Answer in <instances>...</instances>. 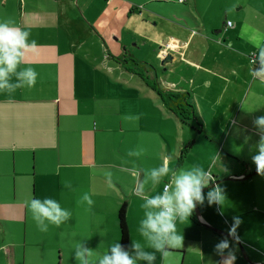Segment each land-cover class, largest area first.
<instances>
[{"label":"crops","instance_id":"0c3cea01","mask_svg":"<svg viewBox=\"0 0 264 264\" xmlns=\"http://www.w3.org/2000/svg\"><path fill=\"white\" fill-rule=\"evenodd\" d=\"M79 1L0 0V19L29 30L28 41L38 46L35 55L9 74L8 82L21 83L17 74L29 67L39 74L33 87L25 83L11 94L0 93V234H11L12 224L27 222V202L38 199L39 192L41 201L51 198L64 209L70 202L75 209L82 183L74 179L83 174L89 177L92 203L84 199L83 204L94 222L92 234L113 238L111 245L101 236L92 241V264L120 244L118 210L123 203L130 258L138 242L143 251L155 252L153 264H219L223 257L216 246L225 238L207 226L228 233L239 217L238 239H229L224 257L231 251L235 264H263L264 175L226 179L257 171L252 157L264 134V126L255 124L264 116V72L254 70L249 57L264 48V0H185L189 6L180 12L184 20L132 5L115 12L122 21L120 33L104 17L91 23ZM128 37L131 44L124 42ZM167 53L174 59L163 67ZM130 54L156 69L163 89L188 95L200 127H183L156 92L126 71L118 59ZM145 98L157 103L158 111L161 106L168 111L163 121L158 113L149 128L140 106ZM148 134L159 145L156 168L168 160L169 172L159 183L152 180L153 168H145L148 160L133 151L149 140ZM128 143L131 149H123ZM196 167L211 172L209 186L222 181L226 205H210L206 196L211 189L203 191L200 218L194 209L195 217L177 224L184 246L156 252L140 231L146 213L154 211L145 202L162 194L174 172ZM74 209L69 210L71 217ZM16 247H0L2 264H18ZM137 264L149 262L137 259Z\"/></svg>","mask_w":264,"mask_h":264},{"label":"clouds","instance_id":"9594fccd","mask_svg":"<svg viewBox=\"0 0 264 264\" xmlns=\"http://www.w3.org/2000/svg\"><path fill=\"white\" fill-rule=\"evenodd\" d=\"M31 32L15 24L11 19H0V93H13L17 88L23 87L26 83L29 87H33L38 78V72L32 67L25 69L17 74L21 83L10 84L9 74L13 73L17 66L24 60H28L37 52V44L33 40L28 41ZM262 63H264V48L259 53ZM260 72H264L262 67ZM259 74V73H256ZM255 124L264 126V116H259L255 120ZM264 133V129H260ZM253 163L259 174L264 175V134L258 143V154L252 157ZM168 160L151 170V177L154 183H159L160 178L168 174ZM110 175V174H109ZM211 172H206L200 167H196L190 171H177L173 173V179L170 183L165 184L162 194L148 198L145 207H150L154 211L146 213V219L141 221L140 231L150 242L151 246L161 254H167V251L173 248L184 246V236L178 231L177 224H186L193 215L196 204H203L205 196L202 195V188L209 187L212 182ZM171 189V190H170ZM208 203L224 206L226 205V196L224 188L221 184H213L211 190L206 196ZM84 199L89 204L91 199L85 195ZM33 219L40 226L41 231L48 230V224L59 227L71 217V213L61 207V205L51 199L45 198L32 199L27 202ZM47 221V224H45ZM241 220L236 217L234 224L228 230V236L238 239L236 228L240 225ZM133 247L137 250L136 255L131 257L122 246L117 242L111 246V255H104L98 264H137V259L147 260L149 264H153L156 260L155 252H145L138 242L133 243ZM230 242L228 238L223 239L217 246V253L223 257L219 264H235L237 259L234 252H229L224 257V250L229 249ZM76 257L83 260V264H89L87 259L83 257L92 253L76 245Z\"/></svg>","mask_w":264,"mask_h":264},{"label":"rangeland","instance_id":"374dc122","mask_svg":"<svg viewBox=\"0 0 264 264\" xmlns=\"http://www.w3.org/2000/svg\"><path fill=\"white\" fill-rule=\"evenodd\" d=\"M79 1V0H78ZM167 3H164V2ZM190 1V0H187ZM171 3V4H170ZM132 5L138 6L140 8L146 7L143 9L145 11H158L160 13L166 14H178V16L184 20L181 11H185L189 6L187 2L181 5L178 3V0H80L79 6L86 13L87 19L92 23V19L99 20L101 18H106L110 23L111 28H118V32H121L122 21L117 18L116 11L118 12L128 10ZM89 8V9H86ZM113 12V13H112ZM150 13V12H149ZM148 16V15H147ZM126 21V19H124ZM107 29V28H106ZM110 29H107L109 31ZM130 43V39L125 38L124 42ZM131 44V43H130ZM129 50L132 51V46H129ZM138 50H133L132 53L135 55L138 54ZM131 57V54L128 58ZM137 61L136 57H131ZM141 108L143 111V119L145 122V128H149V125L152 123L154 118H157L158 113L160 114L161 120L167 118L168 111L162 106L157 108V103L153 104L146 98L141 102ZM166 115V116H165ZM116 118V117H115ZM154 125L150 129H153ZM149 140L144 141L143 143L136 144L133 148V151L138 150L139 157L143 160H148V166L145 168H156L157 167V152L158 143L156 140L153 142V138L148 134ZM132 146L128 145L123 149H131ZM114 149H118V144H114ZM132 164H136V161L132 158L128 159ZM177 164V162H176ZM130 167V166H127ZM137 171V166H131ZM76 171L86 173V171H81L76 168ZM133 172V170H132ZM117 175V174H114ZM77 179H74L76 183H82L80 187V192L76 199L77 205L74 209V205L70 202L65 203L66 209L69 211L70 208H73L74 216L70 217L67 221L61 224L59 227L48 224V230L41 231L40 226L33 219V215L28 208V219L27 222L23 221L21 225L12 224L11 225V234H0V247L4 244H14L17 245V262L22 264L24 261L26 264H83L82 259L76 257V245L79 244L83 248L88 249L92 253V241H95L97 236L108 239L109 245L112 244L113 238L110 234H92V226L94 222L90 218V215L85 209L83 204L84 195L88 193V181L89 177L83 174L77 176ZM131 183H134V180H131ZM65 195H68L69 192L64 191ZM76 198V195H75ZM38 199L41 200V193L38 194ZM80 212V210H83ZM47 224V221H45ZM27 226V229H26ZM97 227V226H95ZM27 231V234H26ZM93 255H85L83 259H87L89 264H92ZM4 262L2 254L0 253V264Z\"/></svg>","mask_w":264,"mask_h":264},{"label":"trees","instance_id":"16d2710c","mask_svg":"<svg viewBox=\"0 0 264 264\" xmlns=\"http://www.w3.org/2000/svg\"><path fill=\"white\" fill-rule=\"evenodd\" d=\"M164 3L167 2L165 1ZM180 3H185V0H180ZM133 11H137V9L132 10V12ZM131 57L124 58V60L118 59V61H120L126 71L138 76L148 88L156 92L161 97L167 109L176 116V118L182 123L183 127H192L193 124L199 126L194 112V107L189 102L188 95L176 94L163 89L158 81L157 75H155L156 69L147 62L138 60L135 61L130 59ZM194 129L196 128L194 127ZM183 154H185V150L182 155ZM182 159L183 157L180 158V160ZM118 223L120 229V245L125 251H128L130 248V230L127 222L126 203H123L119 207Z\"/></svg>","mask_w":264,"mask_h":264},{"label":"water","instance_id":"95a60500","mask_svg":"<svg viewBox=\"0 0 264 264\" xmlns=\"http://www.w3.org/2000/svg\"><path fill=\"white\" fill-rule=\"evenodd\" d=\"M173 59H174V57H173V55H172L171 53H167V54H165V55L163 56V58L161 59V66L164 67V66H166L167 64L172 63V62H173ZM257 174H259V173L256 171V172H254V173H252V174H250V175H247V176H241V177H235V178H228V179H226V180H228V181H229V180H240V179H241V180H248V179H250V178L256 176ZM221 182H222V181H217V182H215V183H213V184H220ZM213 184H211L208 188L202 190V192L205 191V190L207 191V190L211 189L212 186H213ZM195 212H196V215L200 218V211H199L198 203L196 204ZM207 228H209V229L212 230L213 232L217 233L218 235L223 236L224 238H228V239H230V240L237 241V239H234L233 237H229L227 232H224V231H222V230H219V229H216V228H214V227H210V226H207ZM238 244H239V247H240V249H241V252H242V255H243L244 259H245L246 261L250 262V260H249V258H248V255H247V253H246V251H245V248L242 246V244H240V243H238ZM263 264H264V263H263Z\"/></svg>","mask_w":264,"mask_h":264},{"label":"built area","instance_id":"2783aa9c","mask_svg":"<svg viewBox=\"0 0 264 264\" xmlns=\"http://www.w3.org/2000/svg\"><path fill=\"white\" fill-rule=\"evenodd\" d=\"M183 1V0H181ZM228 26L232 27L233 23L232 22H228ZM250 64L253 67L254 70L258 71L260 70L262 67H264V63H262L260 56H258L257 54H252L250 57Z\"/></svg>","mask_w":264,"mask_h":264}]
</instances>
